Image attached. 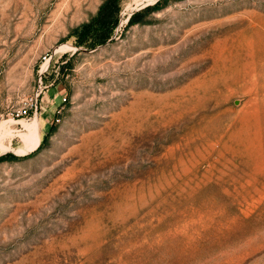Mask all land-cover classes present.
<instances>
[{"label": "rangeland", "instance_id": "rangeland-1", "mask_svg": "<svg viewBox=\"0 0 264 264\" xmlns=\"http://www.w3.org/2000/svg\"><path fill=\"white\" fill-rule=\"evenodd\" d=\"M101 1L0 0V264H264V0Z\"/></svg>", "mask_w": 264, "mask_h": 264}, {"label": "trees", "instance_id": "trees-1", "mask_svg": "<svg viewBox=\"0 0 264 264\" xmlns=\"http://www.w3.org/2000/svg\"><path fill=\"white\" fill-rule=\"evenodd\" d=\"M162 1L164 0H155L133 10L127 17V23L139 21V16L142 12L158 7ZM118 9L119 5L117 0H102L98 4L95 12L86 20L73 26L68 34L73 35V41L76 45L91 47L96 43L103 42L111 35L113 26L117 21ZM40 144L41 143L38 142L36 147ZM14 156L15 155L10 151H6L3 154L0 153V158Z\"/></svg>", "mask_w": 264, "mask_h": 264}, {"label": "built area", "instance_id": "built-area-1", "mask_svg": "<svg viewBox=\"0 0 264 264\" xmlns=\"http://www.w3.org/2000/svg\"><path fill=\"white\" fill-rule=\"evenodd\" d=\"M35 106H36V94L33 95V97L28 101L26 105H20L17 108L16 113L24 115L25 113H27L30 107L35 108Z\"/></svg>", "mask_w": 264, "mask_h": 264}]
</instances>
